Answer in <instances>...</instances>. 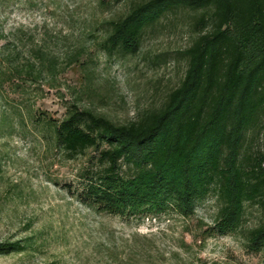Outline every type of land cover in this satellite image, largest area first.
Listing matches in <instances>:
<instances>
[{"label": "rangeland", "instance_id": "374dc122", "mask_svg": "<svg viewBox=\"0 0 264 264\" xmlns=\"http://www.w3.org/2000/svg\"><path fill=\"white\" fill-rule=\"evenodd\" d=\"M136 1L0 0V54L17 52L22 61L40 47L64 61L73 52L76 58L52 86L0 80V240H30L23 251L0 253V264H264V244L256 251L245 245L246 229L261 218L254 204L245 203L238 227L223 234L210 229L219 205L211 191L188 215L171 206L97 210L77 198L102 165L95 148L68 158L43 136L38 118L57 121L70 101L123 122L158 105L179 82L185 62L174 52L195 35L192 11L159 18L135 53L101 46L107 22ZM251 146L264 149V127Z\"/></svg>", "mask_w": 264, "mask_h": 264}, {"label": "trees", "instance_id": "16d2710c", "mask_svg": "<svg viewBox=\"0 0 264 264\" xmlns=\"http://www.w3.org/2000/svg\"><path fill=\"white\" fill-rule=\"evenodd\" d=\"M190 14L195 35L175 50L184 72L156 106L133 119L115 121L90 106L70 101L57 121L42 115L43 136L65 157L93 147L102 165L77 193L85 204L130 214L173 207L181 215L209 191L219 205L210 229L238 227L245 203L261 210L246 229L245 245L264 244V149L251 140L264 127V0H140L107 22V51L135 53L143 31L168 12ZM0 80L41 82L76 61L37 47L30 58L1 53ZM124 165L126 173L121 171ZM29 236L0 240V253L23 251Z\"/></svg>", "mask_w": 264, "mask_h": 264}]
</instances>
